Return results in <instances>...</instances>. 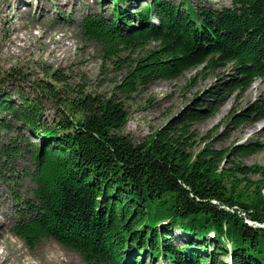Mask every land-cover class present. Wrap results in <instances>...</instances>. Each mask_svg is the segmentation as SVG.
<instances>
[{
    "label": "trees",
    "instance_id": "trees-1",
    "mask_svg": "<svg viewBox=\"0 0 264 264\" xmlns=\"http://www.w3.org/2000/svg\"><path fill=\"white\" fill-rule=\"evenodd\" d=\"M110 2L108 16L87 15L79 27L108 59L143 52L115 88L118 98L81 91L62 99L44 83L61 105L48 122L38 96L19 90L16 104L0 89V133H18L0 147V181L17 187L29 177L34 185L12 234L30 248L54 240L86 264H264V167L238 162L264 147L216 149L194 131L225 97L264 78V0H229L221 9L189 0ZM227 66L229 80L195 94L146 142L120 134L129 116L121 98L201 67L195 85L201 73ZM262 120L264 101H256L224 121L241 128ZM20 154L31 157L33 172L16 174L10 164Z\"/></svg>",
    "mask_w": 264,
    "mask_h": 264
},
{
    "label": "rangeland",
    "instance_id": "rangeland-1",
    "mask_svg": "<svg viewBox=\"0 0 264 264\" xmlns=\"http://www.w3.org/2000/svg\"><path fill=\"white\" fill-rule=\"evenodd\" d=\"M144 4L148 0H138ZM181 5L182 0H166ZM193 6L216 9L228 7L229 0H189ZM0 0V89L13 96L18 104L19 90L43 101L44 117L56 120L61 105L50 99L44 83L59 91L62 99L74 100L79 92L101 99L119 96L116 87L121 84L128 65L143 52H123L119 57L106 58L101 46L83 36L79 24L87 15H109L110 0ZM154 47L153 45L150 47ZM201 67L186 72L173 81H157L140 88L125 101L128 120L120 134L139 145L183 109L192 97L224 80L232 71L227 66L213 73H201L195 85L193 78ZM55 76L64 78L62 83ZM44 91V92H42ZM118 98V97H117ZM256 101H264V78L242 94L227 96L218 106L213 118L194 125L200 137H208L216 149L257 142L264 147V120L249 122L235 128L225 120L230 112L239 113ZM14 132L0 133V147L15 139ZM29 137V133H25ZM3 158L2 162L5 161ZM248 167H264V152L238 159ZM16 174L34 171L29 155L15 158ZM13 189V190H12ZM34 185L23 177L15 187L0 181V264H86L79 255L64 249L54 240L45 239L33 248L12 234L17 208L30 198ZM18 190V191H17ZM17 195V196H16ZM20 201V202H19ZM142 264H162L160 260L138 258Z\"/></svg>",
    "mask_w": 264,
    "mask_h": 264
}]
</instances>
